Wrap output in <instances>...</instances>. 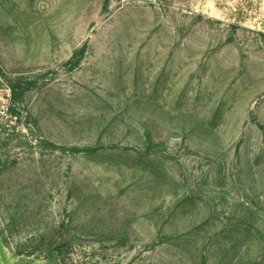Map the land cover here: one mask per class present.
I'll list each match as a JSON object with an SVG mask.
<instances>
[{"label": "rangeland", "instance_id": "374dc122", "mask_svg": "<svg viewBox=\"0 0 264 264\" xmlns=\"http://www.w3.org/2000/svg\"><path fill=\"white\" fill-rule=\"evenodd\" d=\"M1 100L0 264H264V0H0Z\"/></svg>", "mask_w": 264, "mask_h": 264}, {"label": "trees", "instance_id": "16d2710c", "mask_svg": "<svg viewBox=\"0 0 264 264\" xmlns=\"http://www.w3.org/2000/svg\"><path fill=\"white\" fill-rule=\"evenodd\" d=\"M2 126L0 125V128ZM64 224H60L51 235L50 239L40 247L42 240H38L39 242L36 251L38 249H42V253L45 258L51 262V264H66V258L70 256V253L73 249V242L71 238H66V240H62L64 238L63 233Z\"/></svg>", "mask_w": 264, "mask_h": 264}, {"label": "built area", "instance_id": "2783aa9c", "mask_svg": "<svg viewBox=\"0 0 264 264\" xmlns=\"http://www.w3.org/2000/svg\"><path fill=\"white\" fill-rule=\"evenodd\" d=\"M9 115V103L7 100L0 101V118H6Z\"/></svg>", "mask_w": 264, "mask_h": 264}]
</instances>
